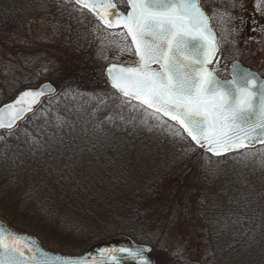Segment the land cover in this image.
Masks as SVG:
<instances>
[{
  "label": "rangeland",
  "instance_id": "rangeland-1",
  "mask_svg": "<svg viewBox=\"0 0 264 264\" xmlns=\"http://www.w3.org/2000/svg\"><path fill=\"white\" fill-rule=\"evenodd\" d=\"M116 3L126 9L125 0ZM200 4L217 35L219 51L210 67L218 76L226 78L234 60L264 73V0H200ZM8 17L15 23L0 32V104L24 87L44 80L54 83L66 63L77 55L87 54L103 67L110 62L137 63L122 29L103 27L89 11L71 0H0V19ZM116 99L115 118H104L108 124L118 125L105 126L98 116L101 119L95 118L94 128L84 116L88 107L82 108L78 115L83 122L77 119L78 124L71 128L82 139L76 151L66 154L70 155L68 160L64 150L50 152L59 144V138L52 134L57 123H50L44 133L29 138L17 137L7 144L5 138L0 139V217L15 230L27 227L43 231L60 225L52 209L56 206L64 210L69 203L78 205L85 196L135 189L139 183L159 177L174 161L200 156L199 164L217 182L212 190L207 181L201 186L214 207L207 211V207H201L207 201L199 202V197L194 199L198 194L192 196L186 189L175 198L176 205L170 209L173 214L150 222L144 235L133 240L151 246L149 257L154 264H220L210 249L206 230L209 227L208 233L218 237V245L226 241L231 244L234 232L241 229L237 219L245 208L237 172L228 176L227 182L222 180L227 162L212 160L168 121L153 120L146 112L133 110L125 99ZM63 120L70 124L68 118ZM178 131L180 135H174ZM249 151L243 158L256 160L264 167V145ZM195 177L196 174L193 180ZM230 179L235 182L227 191L225 185L231 184ZM137 234L141 235L139 230ZM77 235L80 242L99 238L95 232ZM44 244L61 253L83 251V247ZM227 258L222 262L231 264ZM231 258L241 264L237 253Z\"/></svg>",
  "mask_w": 264,
  "mask_h": 264
},
{
  "label": "snow or ice",
  "instance_id": "snow-or-ice-1",
  "mask_svg": "<svg viewBox=\"0 0 264 264\" xmlns=\"http://www.w3.org/2000/svg\"><path fill=\"white\" fill-rule=\"evenodd\" d=\"M75 2L109 28L122 25L131 37L136 66L113 65L106 75L133 110L142 109L164 123L167 117L201 149L217 156L264 143V80L235 65L233 78L221 81L206 67L216 49L197 0H129L131 11L123 17L108 11L116 8L113 0ZM41 95L42 91H26L15 104L0 109V129L14 133ZM133 100L139 104H131ZM98 251L92 264H121L125 255L136 264H154L146 247ZM0 264L85 262L50 254L30 238L0 227Z\"/></svg>",
  "mask_w": 264,
  "mask_h": 264
},
{
  "label": "trees",
  "instance_id": "trees-1",
  "mask_svg": "<svg viewBox=\"0 0 264 264\" xmlns=\"http://www.w3.org/2000/svg\"><path fill=\"white\" fill-rule=\"evenodd\" d=\"M14 23L15 21L10 20V17L0 19V32ZM66 64L60 76L54 79L55 85L58 86V93L46 99L36 113L26 118L19 128L14 130V133L1 132L0 136L7 140L5 144L17 137L44 133L50 123H57L58 128L52 130V134L59 138V144L52 146L50 152L54 153L56 149L64 150L68 160L70 155L66 154L76 151L78 148L76 145L82 139L81 135L71 128L73 124H78L77 119L83 122V118L78 115L83 107H88V114L84 115L88 120V125L95 128V118L100 117L105 126L118 125L117 122L108 124L104 118L105 115L115 118L113 115L117 111H115L114 102L116 98V100L121 98L104 83L103 65L87 54L77 55L75 59H71ZM131 104L137 105L132 102ZM95 107H98V110H95ZM63 117L68 118L70 124L64 121ZM245 152L227 155L224 158L210 155L212 160L227 162L226 174L223 175L222 180L227 182L228 176L237 172L243 189L242 205L245 208L243 215L237 219L242 227L239 232L233 233L234 239L231 244L229 241L215 244V241H221L208 233L209 227L206 230L210 249L213 251L215 260L220 264H224L222 261L226 260L227 256L228 261L235 264L236 259L231 258L234 253L240 257L241 264H264V167L257 165L256 160L243 158ZM248 152L251 151L248 150ZM45 153L48 154V151ZM199 158L200 156L178 159L168 169L163 170L159 177L137 183L135 189H116L111 192H99L94 196H85L80 198L78 205L75 203L71 206L69 203L64 210L56 206L52 209L61 226L45 228L43 231L24 227L22 232L33 235L44 247L46 246L44 243L51 242L52 245L83 247L85 250L93 244L106 242L115 235L140 239L144 235L145 227L151 225L150 222H159L162 216L173 214L170 209L176 205L175 198L186 189L190 190L192 196L197 193L194 199L199 197V202L207 201V204L201 207L204 209L207 207L208 211L214 206L207 197V191L204 193L201 186H204L203 184L207 181L212 190L217 182H214L215 177L210 178L205 173L202 165L199 164ZM198 169L204 172H195ZM194 174L196 177L193 180ZM234 182L231 180V184L225 185L227 191H231ZM192 184L195 185L191 187ZM233 190L237 189L233 188ZM56 198L60 199L57 196ZM57 211L62 213V219H59L60 213ZM64 213H68V216H64ZM137 230L141 235L137 234ZM77 232L81 234L95 232L99 238L91 242H86L87 240L80 242Z\"/></svg>",
  "mask_w": 264,
  "mask_h": 264
},
{
  "label": "water",
  "instance_id": "water-1",
  "mask_svg": "<svg viewBox=\"0 0 264 264\" xmlns=\"http://www.w3.org/2000/svg\"><path fill=\"white\" fill-rule=\"evenodd\" d=\"M71 1L74 2V3H76L75 0H71ZM125 1H126V4H127L126 12H121L120 10H118L117 6H116L115 9H108V11H109V12H113V13H119V15H120L121 17L127 15V13H128L129 11H131V8H130V5H129V0H125ZM113 3H115V0H113ZM197 3H198V6L200 7L201 11L204 13V16H205L206 21H207V27H208V29H209V31H210V33H211L212 42H213V44H214V46H215V49H216L215 52H214V55L211 57V63L207 64L206 67H207L210 71H212V72L214 73V75H215V77H216L217 79H219V80H221V81H229V80H231V79L233 78V68H234L235 65H239V67H240L241 69L248 70V71H250V72L256 74V76L259 77L260 80H264V79L261 78V77H260V76H259L254 70H252V69H250V68L244 66V65H243L241 62H239L238 60L233 61V62L229 65V67H228L229 77L226 78V79H221V78H219V77L217 76V74L211 69V67H209V66H211V64L213 63V61H214V59H215V56H216V54H217V52H218V44H217V41H216V34H215L214 30L211 28V26H209V25H210L209 17L206 16V15H207L206 12H205V11L203 10V8L200 6V1H199V0H197ZM76 4H77V3H76ZM77 5H79V4H77ZM115 5H116V3H115ZM79 6H80V5H79ZM80 7H81V6H80ZM82 9H83V8H82ZM84 9H87V8H84ZM87 10H89V9H87ZM90 12H91V11H90ZM91 13H92L97 19H99V18H98L93 12H91ZM108 19H115V16H110V17H108ZM99 20H100V22L102 23V25H104L105 27H107V26L105 25L104 21H102L101 19H99ZM119 27L123 28L122 25H121V26L111 27V28H119ZM107 28H109V27H107ZM123 30H124L125 33H126V29L123 28ZM126 35H127V34H126ZM127 36H128V35H127ZM128 38H129L130 43H131V37L128 36ZM131 45H132V48H133V51H134V54H135V46H134L132 43H131ZM135 57H136V55H135ZM136 60L138 61V58H137V57H136ZM113 65L117 66V68H119V67H127V66H133V67L136 66V65H123V64H120V63H114V62L106 64L105 67H104V69H103V78H104V80H105V83H107L108 86H109L111 89H113V88L111 87V83H110L109 78H108L107 75H106V72H107V69H108L109 67L113 66ZM153 67L155 68V67H158V66H157V65H153ZM113 90L116 92L115 89H113ZM26 91H42V92H43V95H41V96L38 98V103H34V104L32 105V107H33V111H32V112H27V113H25L26 118H28V116H31V115H33V114L36 112V110L40 107V105L43 103L44 100H46L47 98H51V97L55 96V95L58 93V87H57L54 83H52L51 81H49V80L42 81V82H40L39 84H37V85H35V86L24 87V88L20 89L19 91H17V92L15 93V96H13L11 99H9L8 101H5V102H3L2 104H0V109H4L5 106H7V105L15 104V102H16L18 99H20L22 93H24V92H26ZM116 93H117L119 96L123 97V96L120 95L118 92H116ZM123 98H124V97H123ZM25 99H27V98H25ZM132 102H135V103L139 104L138 101H134V100H133ZM149 111H151V110H149ZM26 118H25L24 120H22V121H18V124H20V123H22L23 121H25ZM164 119H165L166 121L170 122V123H173V124L176 125L177 127H179V125L176 124V122H173V121L168 120L167 117H165ZM179 128H180V127H179ZM3 131H6V130H4V129H0V132H3ZM182 133H183V132H182ZM183 134L187 137L186 133H183ZM187 138L191 141V138H190V137H187ZM191 142H192L195 146L199 147L198 145L195 144L194 141H191ZM261 144H263V143H258V142H257V143H255L254 145H252V146H250V147H248V148H246V149L255 148L256 146H259V145H261ZM244 150H245V149H244ZM242 151H243V150H242ZM238 152H240V151H238ZM238 152H229V153H225V154L220 155V156H223V157H224L225 155L234 154V153H238ZM208 153L213 154V153H211V152H208ZM213 155H215V154H213ZM216 156H217V155H216ZM0 227H4V228L10 230L11 232H13V233H15V234H17V235H19V236L30 238V239H31V242H34V243L37 244L42 250H44V251H46V252H48V253H50V254L58 255V256H61V257H70V258H73V259H80V258H83L85 264H92V261L95 260V259H97L98 256H99V251H98V250L101 249V248H104V247H111V248H132V249H134L135 247L140 246V247L150 248L148 245L136 244V243H134L133 241H131L129 238L124 237V236H120V237H118V238H116V239H114V240H111V241H108V242H105V243H101V244H98V245H93V246L89 247L87 250H85V251H83L82 253H79V254L59 253V252H54V250H53V251H51V250H46V249H45V248H44V247H43V246L37 241V239H36L35 237H33L32 235H30V234H28V233H25V232H21V231H15V230H13V229L10 228L9 226H7V224H6L1 218H0ZM26 254H27V253H26ZM121 264H136V262L132 261L131 259H128V258L126 257V255H125V256L121 259Z\"/></svg>",
  "mask_w": 264,
  "mask_h": 264
},
{
  "label": "flooded vegetation",
  "instance_id": "flooded-vegetation-1",
  "mask_svg": "<svg viewBox=\"0 0 264 264\" xmlns=\"http://www.w3.org/2000/svg\"><path fill=\"white\" fill-rule=\"evenodd\" d=\"M259 75H260V77H262L263 79H264V73H260V71H259V69H257V68H253Z\"/></svg>",
  "mask_w": 264,
  "mask_h": 264
}]
</instances>
